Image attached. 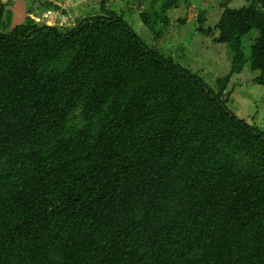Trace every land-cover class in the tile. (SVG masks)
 I'll return each instance as SVG.
<instances>
[{
	"label": "trees",
	"instance_id": "16d2710c",
	"mask_svg": "<svg viewBox=\"0 0 264 264\" xmlns=\"http://www.w3.org/2000/svg\"><path fill=\"white\" fill-rule=\"evenodd\" d=\"M178 1L138 13L154 40ZM229 1L195 19L231 54L214 90L108 0L8 30L0 0V264H264V130L223 94L246 64L264 90V0Z\"/></svg>",
	"mask_w": 264,
	"mask_h": 264
},
{
	"label": "rangeland",
	"instance_id": "374dc122",
	"mask_svg": "<svg viewBox=\"0 0 264 264\" xmlns=\"http://www.w3.org/2000/svg\"><path fill=\"white\" fill-rule=\"evenodd\" d=\"M161 1L108 0L107 7L117 14L123 15V19L128 23L130 29L144 44L155 48L163 56H170L216 90L215 81L217 78L227 74L231 54L225 45L213 44L208 39L201 38L200 35L196 34L195 19L197 14L203 11V25H213L220 13L221 2L224 0H179L176 8L166 11L168 26L162 31L159 39L154 40L151 32L142 25L138 13L148 10L157 12ZM246 1L232 0L229 7L238 8L244 6L247 3ZM2 3L6 12L2 19L7 24L6 30H8L9 26L23 23L25 15L26 17H33L39 24L72 27L84 17L99 14V0H4ZM10 6H13L16 11L13 12V16L10 14ZM46 9L51 10L45 12ZM49 13L50 17L53 16V20L44 19ZM56 15L59 17H54ZM179 20L184 22L177 24ZM255 35L256 32L252 30L242 40V48L246 57L249 54L251 39ZM186 43L189 44L188 47ZM243 69L253 74V76L257 75V72H252L248 69L247 64ZM248 72H244L246 77L250 76H248ZM246 80L249 81L250 79L246 78ZM228 92L225 86L223 94L227 95ZM227 108L232 111L230 106Z\"/></svg>",
	"mask_w": 264,
	"mask_h": 264
},
{
	"label": "crops",
	"instance_id": "0c3cea01",
	"mask_svg": "<svg viewBox=\"0 0 264 264\" xmlns=\"http://www.w3.org/2000/svg\"><path fill=\"white\" fill-rule=\"evenodd\" d=\"M1 1L3 2L4 0ZM224 1H222L221 4ZM231 1L232 0L228 2L227 4L228 7ZM9 10H10V14L13 16V12L15 11V8L13 6L12 7L10 6ZM50 10L46 9L45 12H49ZM41 14L43 13L41 12ZM54 17H59V16L56 15ZM25 18L26 15L24 19ZM14 26H9V28H12ZM186 46L188 47L189 44L186 43ZM244 70L245 69H243V71L238 74H233L232 76H230L229 81L226 85L227 90L229 91L227 94L226 106L227 107L230 106L233 111V114L236 115L238 118L244 120L248 124L260 130H264V91L262 88L255 85L252 82L256 76H253V74H251L247 70L245 71ZM244 72H248V76L250 75L251 77L250 76L246 77V75H244ZM246 78L250 80L247 81Z\"/></svg>",
	"mask_w": 264,
	"mask_h": 264
},
{
	"label": "built area",
	"instance_id": "2783aa9c",
	"mask_svg": "<svg viewBox=\"0 0 264 264\" xmlns=\"http://www.w3.org/2000/svg\"><path fill=\"white\" fill-rule=\"evenodd\" d=\"M45 16V15H44ZM44 19H47V20H53L54 18L50 17V14H48L47 17H45Z\"/></svg>",
	"mask_w": 264,
	"mask_h": 264
}]
</instances>
